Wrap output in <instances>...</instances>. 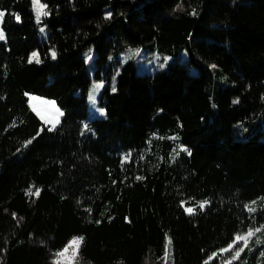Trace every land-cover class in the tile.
<instances>
[{
    "label": "trees",
    "instance_id": "obj_1",
    "mask_svg": "<svg viewBox=\"0 0 264 264\" xmlns=\"http://www.w3.org/2000/svg\"><path fill=\"white\" fill-rule=\"evenodd\" d=\"M40 3L35 23L31 0H0V264H57L79 237L74 264H163L168 240L173 264H256L221 251L264 226V201L246 207L264 199V0ZM140 47L173 60L137 74L126 52ZM99 81L105 114L90 118ZM26 94L55 102L56 128ZM153 134L191 155H145Z\"/></svg>",
    "mask_w": 264,
    "mask_h": 264
},
{
    "label": "rangeland",
    "instance_id": "obj_2",
    "mask_svg": "<svg viewBox=\"0 0 264 264\" xmlns=\"http://www.w3.org/2000/svg\"><path fill=\"white\" fill-rule=\"evenodd\" d=\"M31 2H32V0H31ZM32 12L34 14V19H35V11L33 9V6H32ZM104 15H105V17H109L110 16V9H106L105 12H104ZM42 17H41V19H42ZM35 23H37L36 19H35ZM0 28H2L1 24H0ZM41 28L43 29V31H41ZM46 36H47V31L45 30V28L39 27V30H38L39 39L40 40H44L46 38ZM4 41L5 40H0V42H4ZM147 49L148 48H146V47H140V48H135V49H129L126 52L127 53L126 55H127L128 59L131 60L134 63L135 71H136L137 74H143V73L152 74L154 72L160 71L162 69H165L166 65L170 61L173 60V57H171V56H166V55L161 56L156 51L155 52H149V51H147ZM82 56H83V58H84V60H85V62L87 64V72H88V74L90 76H93L94 72H95V68H96V64L94 62V56H95L94 49L91 48V49L85 51L82 54ZM179 56H180L181 60H185L186 59L185 51L180 52ZM89 57H91V58L89 59ZM190 72L192 74H197V71L194 68H191ZM97 84H103V87H104V83L102 81H99V82H93L91 84L90 88H89L87 100H88V103H89V106H90V118H94V117L101 118V117H103V115L100 114V110H102V109L97 107V101H98L99 93L103 89V87L99 88L95 92V100L94 101L89 99L90 94L93 93L94 86L97 85ZM209 87H212V86H209ZM216 93H217L216 90L214 89V87H212V93L209 95V97L211 99V102H212V107H214L213 98L215 97ZM30 97H38L39 99L30 102V99H29ZM27 98H28V103H29V107L31 108V110H32L31 105L35 104L38 107V109H40L41 111H47L49 106L46 105V104H42L41 101H52L50 99H47V98H44V97H40V96H37V95H33V94H28ZM34 114L36 115L35 112H34ZM60 118H61V116L59 117V120H60ZM39 120L45 126H48L49 128L51 127V125L45 124L44 121H42L40 118H39ZM57 125H56V127H57ZM85 131H87V130L85 129ZM244 136H245V134H240L237 137H241L242 138ZM173 137H176V139H172ZM164 142L170 143L172 145V147H173V149H172V151L170 153V158L176 157L177 156V152L180 153L179 149L181 148V146L178 144L177 136H175V135L160 136V135H157V134H153L150 137V139H149L148 148L145 151V155L157 154V156H159V158L161 159L162 158L161 157L162 156V149H163L162 144ZM263 201H264V199H260L259 201H256L254 204L252 203L249 206L256 209L258 206L260 207L261 205H263L262 204ZM256 229H262V230L261 231H256ZM252 231L254 232V235H252L251 237L248 238L247 247H243V241H240V242L236 243L235 239H234V242L232 244L235 243V246L230 251H224V250L221 251V254L228 255V257L232 261L233 260H237V259H239L240 261H244L245 260L244 257L243 258L241 257L242 254L244 256H252L253 255V256L256 257L255 258L256 259V264H264V226H261L259 228H255ZM246 234H247V232L242 234V235H240V236H243V235H246ZM71 241L65 247V248H68V252L65 253L64 256H59L57 254V257H56V263L57 264H74L78 251L76 252L75 255H73V247L71 246ZM241 247H243V251L240 252L239 257L238 258H233L234 254H235V251L238 250ZM64 249L61 252H63ZM61 252H59V253H61ZM228 261H230V260H228ZM163 264H173L172 249H171V245L169 243V240L167 241V249L165 251Z\"/></svg>",
    "mask_w": 264,
    "mask_h": 264
},
{
    "label": "snow or ice",
    "instance_id": "obj_3",
    "mask_svg": "<svg viewBox=\"0 0 264 264\" xmlns=\"http://www.w3.org/2000/svg\"><path fill=\"white\" fill-rule=\"evenodd\" d=\"M32 6H33V9L35 11V19H36V22L37 23H40L41 21V17L42 16H47L48 15V12L46 11V5L40 3V0H32ZM194 14V13H193ZM4 16H5V12L4 11H0V24L3 23V20H4ZM15 19L17 22L20 21V16L17 14L15 15ZM41 31H43V29L41 28ZM5 34L3 32V29L0 28V40H5ZM51 57L52 59H55L56 58V53L53 51L51 53ZM91 57H89L90 59ZM42 61L40 59V55L38 52H33L29 58H28V63L31 64V63H36V64H40ZM212 67H215V65H213ZM103 87V84H97L94 86V90H93V93L90 94L89 96V99L94 101L95 100V92L99 89ZM113 91H115V88H113ZM27 95V94H26ZM30 102L31 101H35V100H38L39 98L38 97H30ZM237 102V101H234V103ZM42 104H46L48 105V109L47 111H41L40 109H38V107L35 105V104H32L31 107H32V111L36 113V115L42 120L44 121L45 124H49L51 125V127L48 129L49 131L53 130L57 124H59L60 120H59V117L63 115V112L60 111V109H58L55 105V102L54 101H41ZM100 114L101 115H104V111L103 110H100ZM12 126H15V125H12ZM85 128H87V125H85ZM172 139H176V137H173ZM27 143H31V141H28ZM180 152H187L188 155H191V152L185 148V147H181L179 149ZM177 155H179V152H177ZM128 157H125V161H127ZM137 179H143V177H137ZM29 195H36L38 196L39 195V190L37 189L34 193L29 190ZM208 202L207 201H202L200 202L199 204V207L200 208H203ZM253 204L255 203V201L252 202ZM248 207V210L250 212H254L255 211V208H252L250 206H246ZM185 211L191 215L193 214V212L195 211L194 208L192 207H187L185 208ZM262 229H256V231H261ZM252 235H254V232L250 229L246 235H243V236H237L235 238V242L238 243L240 241H243V247H247V241H248V238L251 237ZM83 241V237H79V238H74L72 241H71V246L73 247V255L76 254V252L78 251L79 249V246L80 244L82 243ZM169 243H171V241H169ZM235 246V243L232 244V245H229V248L228 249H225L224 251H230L233 247ZM243 247L239 248L238 250L235 251V254H234V257L233 258H238L239 255H240V252L243 251ZM68 252V248H65L63 252L59 253L58 255L59 256H64L65 253Z\"/></svg>",
    "mask_w": 264,
    "mask_h": 264
}]
</instances>
